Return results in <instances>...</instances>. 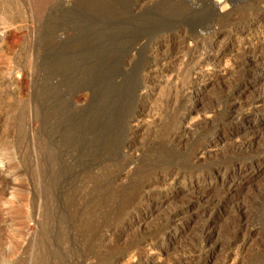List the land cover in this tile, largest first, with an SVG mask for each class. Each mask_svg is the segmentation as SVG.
Wrapping results in <instances>:
<instances>
[{
    "label": "rangeland",
    "instance_id": "374dc122",
    "mask_svg": "<svg viewBox=\"0 0 264 264\" xmlns=\"http://www.w3.org/2000/svg\"><path fill=\"white\" fill-rule=\"evenodd\" d=\"M184 1L140 10L133 0H0V264H264V124L253 126L264 116L257 107L264 55L250 64L230 52L238 42L232 28L263 19L264 0L215 9L207 0ZM201 25L218 31L211 54L222 63L209 85H195L196 107L174 86L149 94L162 56L213 43L211 34L197 38ZM154 27L181 32L175 46L152 54L149 44L138 45ZM133 115L144 126L128 139ZM184 119L194 124L190 132L172 139ZM237 131L201 164L203 174L221 167L227 187L244 173L218 203L185 213L201 188L164 203L138 196L155 170H179L174 187L194 180V151ZM176 211L189 230L171 241L159 228ZM148 213L141 228L122 233L132 217ZM208 219L212 229L202 223ZM157 230L161 252L124 258L143 251L140 243Z\"/></svg>",
    "mask_w": 264,
    "mask_h": 264
},
{
    "label": "bare ground",
    "instance_id": "6f19581e",
    "mask_svg": "<svg viewBox=\"0 0 264 264\" xmlns=\"http://www.w3.org/2000/svg\"><path fill=\"white\" fill-rule=\"evenodd\" d=\"M165 1H172V3H173L174 0H133L134 8L135 9L139 8L140 10L145 5L147 6V4L149 6V4L153 5L156 2H165ZM205 1L206 0H200L201 3L205 2ZM226 1L229 2V0H207L206 2H209L212 5V7L215 9V7L217 6L218 3L226 2ZM205 4H208V3H205ZM135 11H137V10H135ZM136 13H138V11ZM232 29H233V33L238 38V40H237L238 42L236 45H233V46L231 45L232 47L230 49V52L233 53V51L234 52L236 51V53H239V52L243 53V55H242L243 56V63L255 64L257 61H260L264 55V18L253 20L246 25H241L240 23L235 24ZM200 32L207 34V35L211 34L213 36L212 40H214L213 43H210V42L207 43L206 42L207 44H202L201 41L199 40L200 42L197 43L193 49H189L190 51L188 50V52L185 50L179 51L177 53V55L174 54V57H172L173 59L168 54H167L168 57L162 56L161 59L159 58L160 59L159 64L162 67V68L160 67L161 68L160 72L162 74H161L160 78L157 77V79H154L155 85L153 84L154 86L153 87L151 86L152 88L150 89L151 91L149 94L154 95L155 92L159 93V91L161 92V90L165 86H167V87H169V85L171 87L174 86V89H175L174 91H176L175 94L181 95L183 97H190L191 98L190 100H192V102H193V106H191V109L196 107L195 104H196V101L198 98V91L200 88L195 91V85L200 81L203 82L202 86H204L205 84L209 85L212 77H214V75H215L216 69L218 67L220 68V65L222 63L221 58H219V56L216 53L214 55L211 54V51H213V49H215V43L217 40L218 31L212 26L211 27H209V26L205 27V26L201 25L200 30L199 29L196 30V33L198 35L197 38H199V37L203 38V36L200 35ZM251 33H252V36H251ZM180 34H181V32L180 33L176 32V30L172 31L168 27L167 28H155V29L150 30L147 34H145L146 36H143L141 38L138 37L139 39L137 41V44L142 45V46L144 44H149V51L152 54H155V53L159 52V50H161V48H163V47H166L168 49L173 48V46H175L174 41L176 40V37L180 36ZM180 38L181 37H179L177 39H180ZM203 40H204V38H203ZM181 42H183V41H181ZM181 42H179V43H181ZM177 45H178V43H177ZM179 45H181V44H179ZM216 45H218V44H216ZM146 48H147V46H146ZM163 53H161V54L164 55ZM157 54H159V53H157ZM161 54H160V57H161ZM171 56H172V54H171ZM237 63H238V61H236V62L234 61V63H231V67H235V66L237 67ZM227 69L228 68L223 69L224 73H227V71H228ZM163 91H165V90H163ZM146 92H148V91H146ZM145 94H147V93H145ZM149 94H148V96H149ZM152 95H151V98H152ZM156 97H158V96H156ZM138 106H139V104H138ZM142 106L144 107V105H142ZM257 107L259 110L264 112V99H261L258 101ZM142 111H143V109H142ZM138 115H133L129 119V126H128L126 134L131 135V136L128 139H133L134 135L139 133L140 129L144 126L143 121L140 120L141 117L139 119ZM191 119H193V118H191ZM186 120H188V119L182 120L179 129L177 131H175L173 134H171L172 139H175V140L180 139L181 140V138L185 137L190 132V130H191L190 127H192L194 124H189L186 122ZM259 121L260 122L256 121L257 124H255L256 122L253 121L254 122L253 126L258 127L261 125V123L264 124V116H262L261 120H259ZM241 131H242V129H241ZM239 135H240V132L237 131V132H234L230 135H225V136L222 135L220 137L210 139L208 141V143L203 148L197 149L196 151H194L195 153L193 154V157L198 162L196 165V168H194L191 171V173L193 174L191 177H194L195 178L194 180L192 179L189 183L184 184L183 186L181 185L179 187H174L175 184L177 183L179 177H180L181 172L179 170H176L173 168H167V167H166V169L163 168V169L155 170L154 177H152V179L145 182V184L141 185V188L138 191V196L140 198H142V200L145 199L147 202L156 201V200H154L156 198V199H159L160 203H164V202L171 200V198H176V197L180 196L185 191V189L194 190L195 188H201L200 191L197 190L196 195L193 194L194 196H192V199L189 201V204H191V205H189V207L186 209L185 213L188 212L189 210L191 211L195 208L198 209V207H200V205H203V204H207V205L215 204L218 197H220V195H222V194H220V192L221 191H225V192L228 191L234 183L237 184V182L239 180H243L245 178L244 173H242L241 170L237 171V173L235 174V176L232 180V183L230 184V186L227 187L228 178H227L226 172L222 171L223 173H221L222 168L219 167V168H216L213 171V173L203 174L201 172V168H202L201 166L203 165L202 162L205 160V158H207L209 156V154H211L210 153L211 151L217 149V147H219L221 145H225V144L229 143L230 141H232L235 138L237 139V137ZM181 142H182V140H181ZM247 143H249V141L245 142V143L243 141L244 145H246ZM199 179H201L200 183L197 184V182H195V180L199 181ZM184 183H185V179H184ZM170 185L173 186L174 191H167L166 189H164L167 186L170 187ZM156 187H159V188H156ZM160 187H163L164 190L163 189L158 190V189H160ZM173 188L171 190H173ZM218 200H220V199H218ZM146 201H144V202H146ZM216 203H218V202H216ZM190 211H189V213H190ZM201 213H202V211H201ZM204 213H205V211H203V214ZM149 215H150V213L144 214L145 217H142V216H134L135 218L132 217V219H131L132 221L129 222L130 224L126 228L122 229V233L127 234V232H130V230L132 228H134V227L137 228L136 226L141 228V226H143V224L145 222H147L146 220H148ZM180 215H181V213L176 211L172 215L173 219L171 218L172 216H170V218L168 217V219L165 218L166 220L165 219L164 220L166 222L165 223L162 222L163 225L160 226V228H159V232L166 229L165 231L168 235V238L172 239L171 241H176L177 238H175V237H176L177 233L184 235L189 230V224L186 223L188 221L184 222L182 219V216H185V214H182V216H180ZM202 223L204 224V227H206V228H210V229L213 228V224H212L213 221L210 219H208L206 221L204 220ZM144 231L145 230H143V232ZM159 232L157 230V233H155L153 235V237L150 238V240L144 239V241L142 243H140V246L138 245L140 250H143V251L135 252L133 254L131 253L132 255L129 254L127 256H124V258H127L128 256H130V258H133V259H135V258L140 259L139 261H137V262H140L143 258L144 249H146V248H149V250H152V251L154 249V250H157V252H161L160 247H158V245L155 241V236ZM206 234H208V232L205 233V235ZM207 238H208V236H205V239H206L205 242H207V244L204 245L205 248H203L204 249L203 254H205V253L209 254V252H210L209 249H210L211 245L208 244ZM242 240H244V239H242ZM246 242H247V240L246 241L244 240L241 245L243 246L244 244H246ZM236 246H238V245H236ZM199 256H200V253H199ZM230 259H231V256H228L226 262H228ZM234 259L235 258H233L232 261H234ZM130 262H132V261H130Z\"/></svg>",
    "mask_w": 264,
    "mask_h": 264
}]
</instances>
